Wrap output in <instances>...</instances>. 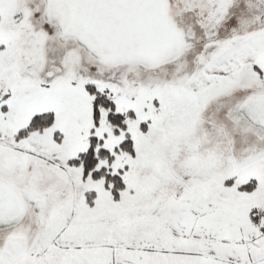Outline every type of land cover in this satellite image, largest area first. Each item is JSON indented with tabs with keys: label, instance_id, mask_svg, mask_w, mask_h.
<instances>
[{
	"label": "snow or ice",
	"instance_id": "6c2138e0",
	"mask_svg": "<svg viewBox=\"0 0 264 264\" xmlns=\"http://www.w3.org/2000/svg\"><path fill=\"white\" fill-rule=\"evenodd\" d=\"M0 264H264V0H0Z\"/></svg>",
	"mask_w": 264,
	"mask_h": 264
}]
</instances>
